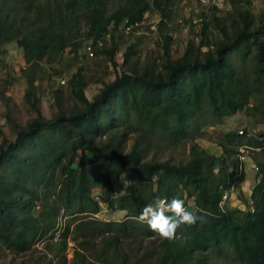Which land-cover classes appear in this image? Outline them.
<instances>
[{
	"label": "trees",
	"instance_id": "trees-1",
	"mask_svg": "<svg viewBox=\"0 0 264 264\" xmlns=\"http://www.w3.org/2000/svg\"><path fill=\"white\" fill-rule=\"evenodd\" d=\"M34 2L0 0V44L16 39L25 62L32 65L68 46L70 29L65 32L59 24L75 11L71 8L76 3L66 1L56 15L48 1L37 10L32 9ZM87 3L85 35L94 46L106 33L113 36L121 23H140L152 9L166 17L171 0H123L110 13L103 0ZM32 12L49 13L47 23L37 14L30 19L26 13ZM237 14L241 24L231 33L221 27L222 38L207 43V22L203 21L198 45L189 40L179 58L166 59L159 69L146 64L140 70L133 66L118 70L90 99L84 93L86 82L79 68L68 81L78 105L63 107L61 92L56 91V111L50 118L42 114L34 77L27 73L24 98L35 116L24 125H12L14 138H2L0 143V238L23 249L37 234L53 233L62 214V238L66 239L71 225L81 237L73 257L88 264H129L126 239L156 236L134 218L156 198L176 197L183 199L190 211L204 209L210 215L202 223L178 229L180 239L158 238L155 247L143 253L141 264H219L218 260L228 255L239 264H264V161L253 163L257 168L248 198L234 206L229 205V199L220 205L231 183L243 179L246 163L241 165L236 149L242 143L235 148L229 145L241 142L244 131H226L219 141L224 152L234 154L230 161L194 142L209 123L200 122L202 116H197L204 105L211 107L213 118H225L255 96L253 106L264 117V14L254 27L249 7ZM30 24L38 27L29 29ZM203 45L207 46L204 51ZM134 46L126 48V62ZM75 47H80L79 41ZM115 50V44L105 50L110 59ZM232 52L241 53V63L247 61V67L232 62ZM131 116L143 127L125 150L129 134L125 118ZM153 130L174 140L190 132L198 134L192 137L189 158L179 163L145 159L141 144ZM245 145L264 149V135L247 138ZM237 172L239 178L235 179ZM121 176L126 185L116 194L115 179ZM52 185L50 196L43 190ZM102 205L110 212L125 211V218L96 219ZM96 237L101 246L90 260L85 250Z\"/></svg>",
	"mask_w": 264,
	"mask_h": 264
},
{
	"label": "rangeland",
	"instance_id": "rangeland-1",
	"mask_svg": "<svg viewBox=\"0 0 264 264\" xmlns=\"http://www.w3.org/2000/svg\"><path fill=\"white\" fill-rule=\"evenodd\" d=\"M46 1H48L50 9L54 12L52 14L59 15L60 13H57L59 8H64V3L68 0H35L34 5L36 6L32 9H39L42 3ZM75 1L74 8H71L75 11L69 13L67 20L63 19L59 24L65 32L70 29L72 35L70 43L63 51L52 54L48 59L45 57L32 65L25 62L23 49L18 45L16 39L0 44V143L2 138L8 140L14 138L12 125H24L35 116L31 106L24 98L27 89V73H31L34 77L35 93L42 114L50 118L56 111V91L60 90L61 92L59 100L63 107L69 109L78 105L70 93L68 81L79 68H81L86 82L84 93L90 99L98 93L104 83L110 82L115 77L118 70H127L131 66L140 70L146 64H153L156 69H159L166 59L179 58L184 53L189 40H193L194 45H198L203 21L207 22L205 42L211 43V41L222 38L221 27H225L231 33L236 26L241 24L240 17L237 14L238 10L249 7L253 19L251 27L257 25L260 17L264 14V0H214L217 9L213 8L211 1L201 5L199 0H171L166 17L161 16L158 10L152 9L145 13L140 23L132 24L131 30L126 31V24L121 23L113 36L111 33H106L97 45L92 46V42H89L92 40L85 35L87 31L85 11L89 3H87V0ZM103 1L105 2L106 11L110 13L123 0ZM229 5L231 11H226L225 9ZM26 14L30 19H33L37 14L44 23H47V16L49 15V13L39 14L35 12ZM20 15L21 13L17 16ZM212 17H218L219 20L215 22ZM57 19L60 21L59 18ZM161 21L163 24H160ZM31 27L33 29L38 25L31 26L30 24L29 29ZM77 41L80 42V47H75ZM85 44H91L92 56L85 51ZM114 44L116 50L111 60L105 50H110ZM131 45H135L133 47L134 53L130 54L126 62L124 53L126 48ZM206 49V45L201 46V50ZM250 50L253 53L254 48L251 47ZM245 51L246 49L243 48V53ZM229 56L231 61L238 66L244 65L247 67V61L241 63V53L232 52ZM61 80H64V83H61ZM253 104H255V96L250 98V102L243 109L225 118L219 116L213 118L211 107L204 105L203 110L197 116H202L200 122L209 121V123L199 135L188 132L189 134L184 137L174 140L158 133V131H151L141 144L142 148H145V159H168L175 163L184 162L189 158L190 146L194 139L192 137L198 135L194 142L205 148L209 153L224 155L230 161L235 157L234 154L224 152L219 146V141L223 139V134L226 131L239 132L240 129L244 131L243 134L245 135L242 137L241 142H232L229 145L232 148L241 143V145H245L249 137H258L260 133L264 135V117L260 114L258 108H254ZM125 120L129 131L125 150H128L139 133L140 127L143 126L133 116L127 117ZM240 146H237L236 149L239 150ZM241 147L243 148V146ZM251 150L243 148L244 152L248 151L249 156L245 159L243 179L235 182L228 201L233 202L237 198L243 201L248 198V193L256 175L253 163H256L257 160L264 161V149ZM56 182L57 179L53 181V183ZM125 185L126 181H124L123 176L115 179V193H121ZM43 191L51 196L53 185ZM188 201L191 203V199ZM95 217L102 221H120L125 218V211L115 210L110 212L102 205ZM63 221L64 217L60 214L57 228L53 233L37 234L23 249L9 246L0 238V264H72L73 262L75 264H88L87 261L82 262L80 259L73 257L76 248L79 247L81 237L73 230L74 225H71L68 236L63 239L59 230ZM158 238V236L153 238H127L124 250L130 256L129 264H141L143 253L151 251L158 242ZM101 242V239L96 237L95 240L88 243L85 252L90 260L95 258ZM79 250L83 251L81 248ZM89 259L87 260L89 261ZM107 259H109V256H107ZM218 262L219 264H239L229 255L218 260Z\"/></svg>",
	"mask_w": 264,
	"mask_h": 264
},
{
	"label": "clouds",
	"instance_id": "clouds-1",
	"mask_svg": "<svg viewBox=\"0 0 264 264\" xmlns=\"http://www.w3.org/2000/svg\"><path fill=\"white\" fill-rule=\"evenodd\" d=\"M225 10L231 11V6ZM197 212L200 214L197 215ZM207 215L210 213L204 209L190 211L183 199L173 197L170 200L156 198L153 203L145 205L134 219L138 223L146 224L159 238L172 241L182 238L178 235V229L182 226H193L198 221L202 223Z\"/></svg>",
	"mask_w": 264,
	"mask_h": 264
},
{
	"label": "built area",
	"instance_id": "built-area-1",
	"mask_svg": "<svg viewBox=\"0 0 264 264\" xmlns=\"http://www.w3.org/2000/svg\"><path fill=\"white\" fill-rule=\"evenodd\" d=\"M209 1H211V4H215L214 3V0H207V2H205V0H199V3L202 5V4H205V3H209ZM131 28H132V24H126L125 25V30L126 31H129V30H131ZM90 43H91V41H89ZM92 44V43H91ZM91 44H85V51L90 55V56H92L93 55V51H92V46H91ZM61 83H64V80H61L60 81ZM243 132V130L242 129H240L239 130V133H242ZM241 146H243V148H248V149H251L250 147H248V146H246V145H241ZM239 147V154H238V156H239V160H240V162H241V165H243L244 163H245V159H246V157H249L248 156V151L247 152H244L243 151V148L242 147ZM254 168L256 169L257 167H255L254 166ZM237 177H239V172H237V174L234 176V178L235 179H237ZM235 182L236 181H233L232 183H231V186H230V189L228 190V191H224V193H223V196H222V200L220 201V205L221 204H223V202L226 200V199H229L230 197V194H231V192H232V190H233V187H234V184H235Z\"/></svg>",
	"mask_w": 264,
	"mask_h": 264
},
{
	"label": "crops",
	"instance_id": "crops-1",
	"mask_svg": "<svg viewBox=\"0 0 264 264\" xmlns=\"http://www.w3.org/2000/svg\"><path fill=\"white\" fill-rule=\"evenodd\" d=\"M253 184V183H252ZM231 198H232V196H231ZM230 203V205H232V206H234V205H236V204H238L239 202H240V200L237 198L236 200H234L233 202H231V201H229Z\"/></svg>",
	"mask_w": 264,
	"mask_h": 264
}]
</instances>
